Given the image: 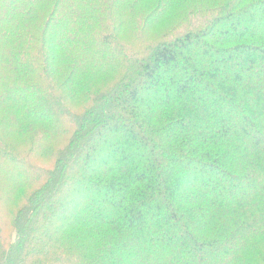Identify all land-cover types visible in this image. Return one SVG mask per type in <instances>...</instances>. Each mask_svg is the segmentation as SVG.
I'll use <instances>...</instances> for the list:
<instances>
[{"label": "trees", "instance_id": "16d2710c", "mask_svg": "<svg viewBox=\"0 0 264 264\" xmlns=\"http://www.w3.org/2000/svg\"><path fill=\"white\" fill-rule=\"evenodd\" d=\"M0 264H264V0H0Z\"/></svg>", "mask_w": 264, "mask_h": 264}, {"label": "rangeland", "instance_id": "374dc122", "mask_svg": "<svg viewBox=\"0 0 264 264\" xmlns=\"http://www.w3.org/2000/svg\"><path fill=\"white\" fill-rule=\"evenodd\" d=\"M157 28H160V26H158ZM154 31H156V30H154ZM128 34V33H127ZM129 35V34H128Z\"/></svg>", "mask_w": 264, "mask_h": 264}]
</instances>
